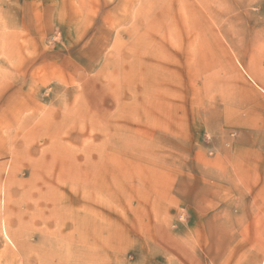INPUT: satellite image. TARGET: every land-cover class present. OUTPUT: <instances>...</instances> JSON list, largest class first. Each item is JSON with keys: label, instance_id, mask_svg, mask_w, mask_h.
Segmentation results:
<instances>
[{"label": "rangeland", "instance_id": "1", "mask_svg": "<svg viewBox=\"0 0 264 264\" xmlns=\"http://www.w3.org/2000/svg\"><path fill=\"white\" fill-rule=\"evenodd\" d=\"M0 264H264V0H0Z\"/></svg>", "mask_w": 264, "mask_h": 264}]
</instances>
